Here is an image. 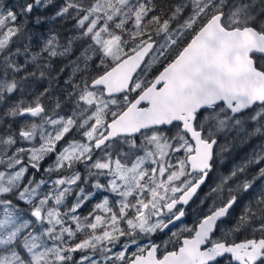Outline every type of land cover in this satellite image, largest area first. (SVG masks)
I'll return each mask as SVG.
<instances>
[{"label": "snow or ice", "instance_id": "snow-or-ice-1", "mask_svg": "<svg viewBox=\"0 0 264 264\" xmlns=\"http://www.w3.org/2000/svg\"><path fill=\"white\" fill-rule=\"evenodd\" d=\"M0 264H264V0H0Z\"/></svg>", "mask_w": 264, "mask_h": 264}, {"label": "trees", "instance_id": "trees-1", "mask_svg": "<svg viewBox=\"0 0 264 264\" xmlns=\"http://www.w3.org/2000/svg\"><path fill=\"white\" fill-rule=\"evenodd\" d=\"M46 27H54L56 28L57 30H60L61 29V25L59 22H57L56 24L54 25H47ZM67 74V73H65ZM240 155H243V153H241ZM240 156H237L235 160H228L225 162V164L222 166V169L224 171H227L233 163L237 162L239 160ZM215 179V176L213 175V177H211L208 181V184H212L213 183V180ZM208 188L207 186L204 187L203 191L200 193L201 196H203L204 192H207ZM199 200H196L195 202L191 203L190 206L188 207V214L187 216L185 217V223L191 225L195 219H196V214L198 211H201L199 209ZM90 208V205L88 206ZM85 211H87V208L85 209ZM239 211V209H237V212Z\"/></svg>", "mask_w": 264, "mask_h": 264}, {"label": "water", "instance_id": "water-1", "mask_svg": "<svg viewBox=\"0 0 264 264\" xmlns=\"http://www.w3.org/2000/svg\"><path fill=\"white\" fill-rule=\"evenodd\" d=\"M190 206V205H189ZM185 219V218H184Z\"/></svg>", "mask_w": 264, "mask_h": 264}]
</instances>
